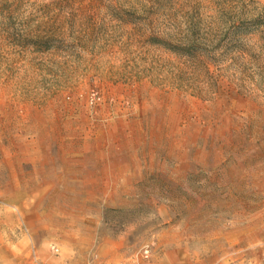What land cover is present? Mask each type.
Listing matches in <instances>:
<instances>
[{
	"label": "rangeland",
	"instance_id": "rangeland-1",
	"mask_svg": "<svg viewBox=\"0 0 264 264\" xmlns=\"http://www.w3.org/2000/svg\"><path fill=\"white\" fill-rule=\"evenodd\" d=\"M264 264V0H0V264Z\"/></svg>",
	"mask_w": 264,
	"mask_h": 264
},
{
	"label": "crops",
	"instance_id": "crops-1",
	"mask_svg": "<svg viewBox=\"0 0 264 264\" xmlns=\"http://www.w3.org/2000/svg\"><path fill=\"white\" fill-rule=\"evenodd\" d=\"M91 264H122L118 260L115 259H107V260H101L98 263L92 262Z\"/></svg>",
	"mask_w": 264,
	"mask_h": 264
}]
</instances>
